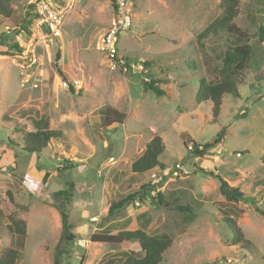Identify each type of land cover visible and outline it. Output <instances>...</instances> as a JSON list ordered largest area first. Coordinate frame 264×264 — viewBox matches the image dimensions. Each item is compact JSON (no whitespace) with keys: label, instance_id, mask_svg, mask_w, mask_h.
Returning <instances> with one entry per match:
<instances>
[{"label":"rangeland","instance_id":"rangeland-1","mask_svg":"<svg viewBox=\"0 0 264 264\" xmlns=\"http://www.w3.org/2000/svg\"><path fill=\"white\" fill-rule=\"evenodd\" d=\"M133 1V24L119 36L114 62L99 49L112 23V0H75L61 35L42 41L38 63L29 71L18 56L29 47L31 30L19 24L21 18L28 21L30 0H15L12 17H0V253L11 241L6 228L11 214L27 225L20 264H52L62 233L53 194L69 181L75 184L68 211L76 239L64 264H103L140 253L136 241L90 239L135 230L173 239L161 264H264V42L258 36L264 0H241L235 22L248 34L254 58L239 79L240 95H224L216 120L212 103H198L196 93L200 78L219 81L229 48L230 37L222 32L200 37L223 15L222 0ZM56 65L82 88L71 92L64 86ZM148 75L161 81L164 95L145 90ZM33 76L37 88L31 87ZM25 79L30 81L23 87ZM108 107L125 115L122 124L106 125ZM223 128V142L201 157L181 136L187 133L203 145ZM45 129L62 136L41 153L25 151V134ZM155 136L165 144L160 157L165 168L134 174L133 161ZM65 165L69 168L58 170ZM209 172L240 187L244 201L227 202ZM142 186H151L144 200L108 216L111 205ZM227 217L235 218L245 242L232 244Z\"/></svg>","mask_w":264,"mask_h":264},{"label":"trees","instance_id":"trees-1","mask_svg":"<svg viewBox=\"0 0 264 264\" xmlns=\"http://www.w3.org/2000/svg\"><path fill=\"white\" fill-rule=\"evenodd\" d=\"M14 1L15 0H0V17L4 19H10L14 13ZM241 0H222L224 7L223 15L212 22L200 35L204 37L210 34L224 33L230 37L229 48L225 51L223 60V66L219 70L218 82H207L204 78L199 80V89L196 93V101L202 103L210 101L212 103V114L216 120L220 114L222 99L224 95H233L238 97L239 79L246 70L252 64L254 58V51L252 45L249 43L248 34L243 31L235 22V19L240 13ZM31 8V6L29 7ZM29 16V11H27ZM26 17L21 18L19 24L20 30H29L31 21H25ZM258 36L261 42H264V25L258 29ZM56 62L60 60V53L55 55ZM126 60V59H125ZM126 67L131 69L129 65L130 59L126 60ZM145 66H149V62L144 63ZM59 73L65 82L67 80L66 75L61 71L59 66ZM148 82L144 83L145 90L153 92L158 97L164 95L159 85L161 81L148 75ZM264 77V75H263ZM69 90L74 92V88L69 86ZM103 116L107 126H113L114 124H122L125 119V115L118 112L112 107H108L104 110ZM227 135L226 128H223L217 135L215 140L211 143L199 144L190 140L187 133H182L183 138H187L185 145L187 147L191 144V152L197 157L205 155L209 150L220 145L225 136ZM62 136L61 131L58 130H37L28 132L23 137L25 144V151L29 153H41L49 144L52 139H59ZM165 151L164 141L160 136H155L146 145L144 151L138 156L131 165V171L134 174H144L148 171L156 169H164L165 166L160 162V157ZM264 163V156L261 157ZM69 167L65 165L58 170H65ZM210 175L216 177L220 182L219 191L225 200L229 203H239L244 201L245 193L240 187L231 186L225 179L219 174L209 172ZM48 174L45 175L47 180ZM151 187V186H149ZM148 186H142L139 192L128 196L120 202L111 205L108 216H114L118 211L126 208L136 200H144L145 193L149 190ZM75 196V184L73 182H66V188L62 191L53 194L54 207L58 210L61 217L62 233L59 242L54 250V257L52 264H64V256L69 253L71 245L74 243L76 236L73 233L74 224L71 221L68 206L72 202ZM10 200L14 202L12 195L10 194ZM16 204V203H15ZM20 209L26 210L23 205H17ZM184 210V209H183ZM264 214V212H261ZM6 228L11 241L1 249L0 264H20V258L22 251L25 250V243L27 238V225L24 220L9 214L7 216ZM226 222L230 227L233 238L231 242L233 245H238L246 241L245 235L238 225L235 218L227 217ZM91 241L94 243H109V244H121L128 241H136L139 244L140 253L126 252L123 253L118 260H109L103 264H161L167 253L173 246V239L168 235H150L142 230L135 231H121L118 234H93Z\"/></svg>","mask_w":264,"mask_h":264},{"label":"built area","instance_id":"built-area-1","mask_svg":"<svg viewBox=\"0 0 264 264\" xmlns=\"http://www.w3.org/2000/svg\"><path fill=\"white\" fill-rule=\"evenodd\" d=\"M113 19L108 29L101 35L99 42V49L104 53L110 62L117 61L119 52L117 43L119 36L130 30L132 27V9L134 7L133 0H112ZM75 5V0H30L28 20L31 21L29 29L31 30L29 47L25 50L18 59L23 63L20 67L27 71L31 70L37 63V49L41 47L42 41L54 38L61 35L60 28L62 27L66 16L70 13ZM6 30H16V27L6 26ZM36 34H39L41 40L36 41ZM31 87L37 88L39 81L33 76L31 79ZM30 80L25 79L22 82L23 87L25 83ZM63 85L72 86L74 89H81L82 82L74 80L73 82H63ZM179 168V165H176ZM152 180L158 181L156 173H152Z\"/></svg>","mask_w":264,"mask_h":264}]
</instances>
